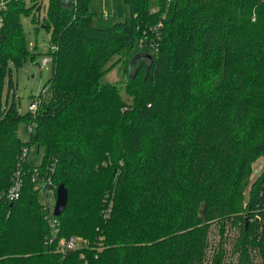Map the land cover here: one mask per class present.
I'll list each match as a JSON object with an SVG mask.
<instances>
[{"label": "trees", "instance_id": "obj_1", "mask_svg": "<svg viewBox=\"0 0 264 264\" xmlns=\"http://www.w3.org/2000/svg\"><path fill=\"white\" fill-rule=\"evenodd\" d=\"M91 1L0 8V264H264V0H157L154 11L122 0L129 16L104 27ZM41 10L52 76L21 113L10 63L34 54L20 14ZM145 51L131 101L101 81ZM34 143L35 165L23 157ZM35 167L55 195L67 187L58 237H81L79 248L46 243ZM18 170L20 195L6 200Z\"/></svg>", "mask_w": 264, "mask_h": 264}, {"label": "rangeland", "instance_id": "obj_2", "mask_svg": "<svg viewBox=\"0 0 264 264\" xmlns=\"http://www.w3.org/2000/svg\"><path fill=\"white\" fill-rule=\"evenodd\" d=\"M26 5H29L30 0H24ZM45 1V0H44ZM152 6L157 5V0H151ZM91 11L93 12V25L97 27L109 26L115 23V21L122 19L125 16H129V7L122 0H92L91 1ZM43 13L39 12V20H32V14L21 13L20 20L22 23L23 31H25L26 41L30 48L34 49V54L32 56H27L25 61L20 66H15L10 63V70L14 84V91L12 90L9 95V101L14 95V99L17 103L18 112L25 113L29 110L30 101L33 95L40 94L46 83L51 78V60L43 65V60L45 57H50L47 51L50 48L51 33L46 31L43 27ZM149 52V51H148ZM147 51L145 53H135L133 55L132 61L129 65V72L123 69L122 62L111 66L106 73L103 74L101 81L114 83L119 87L121 96L127 101H131L129 95L126 93V84L129 81V75H131L135 70L134 68L142 56L149 54ZM114 58L111 59L107 64H111ZM46 90V89H44ZM19 136L22 140H27L28 131L26 127L21 124L19 125ZM42 148H38L36 143L32 144L27 152L26 158L33 165L41 161ZM263 164V158H259L254 165ZM247 191V190H246ZM39 202L44 203L45 195L41 190L39 192ZM55 198L53 199V201ZM55 202V201H54ZM215 231V235H216Z\"/></svg>", "mask_w": 264, "mask_h": 264}, {"label": "built area", "instance_id": "obj_3", "mask_svg": "<svg viewBox=\"0 0 264 264\" xmlns=\"http://www.w3.org/2000/svg\"><path fill=\"white\" fill-rule=\"evenodd\" d=\"M6 0H0V8L5 7ZM156 8L153 6L151 8L152 11H154ZM164 16V15H163ZM1 23V20H0ZM161 25V21H159L155 26H151L155 32L158 31L159 26ZM156 37H158V33H156ZM141 43L140 45L143 46L145 44V39H140ZM152 47L154 50H156V44H152ZM51 60L50 57H45L43 60V65L46 64V62ZM32 103L30 104L29 110L32 112L36 110L38 105L41 103L40 98L34 97L33 100L31 101ZM34 124V123H33ZM28 126V129L30 130L32 125ZM28 148L24 149L23 152V157L27 155ZM262 166L257 165L255 166L253 172L256 173L261 169ZM37 168H34L33 172V181H34V188L38 189L39 191H43L45 195V201L43 203V210H44V216L45 219L48 223L49 226V233L46 235V243L52 245L54 242L55 244V249L61 252H66L67 250H75L80 247L81 245V237L72 235L69 237H58V226H57V217L56 215L53 214V209L55 202L53 199L55 198V187L52 185V180L51 178L46 177L43 174H39L38 171L36 170ZM19 170L16 172V178L13 181V183L7 188V191L4 193L2 197L6 200H12L16 199L20 195L21 191V183L19 181ZM1 198V196H0Z\"/></svg>", "mask_w": 264, "mask_h": 264}, {"label": "water", "instance_id": "obj_4", "mask_svg": "<svg viewBox=\"0 0 264 264\" xmlns=\"http://www.w3.org/2000/svg\"><path fill=\"white\" fill-rule=\"evenodd\" d=\"M68 189L62 183L57 185L56 195H55V205L53 209V214L59 216L65 209L67 204Z\"/></svg>", "mask_w": 264, "mask_h": 264}]
</instances>
